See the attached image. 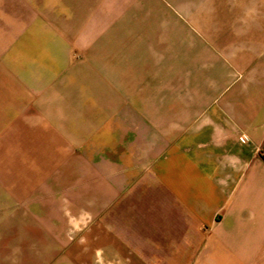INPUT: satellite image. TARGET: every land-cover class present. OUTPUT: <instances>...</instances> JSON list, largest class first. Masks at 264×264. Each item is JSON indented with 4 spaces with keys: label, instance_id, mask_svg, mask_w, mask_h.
<instances>
[{
    "label": "crops",
    "instance_id": "crops-1",
    "mask_svg": "<svg viewBox=\"0 0 264 264\" xmlns=\"http://www.w3.org/2000/svg\"><path fill=\"white\" fill-rule=\"evenodd\" d=\"M264 0H0V264H264Z\"/></svg>",
    "mask_w": 264,
    "mask_h": 264
},
{
    "label": "built area",
    "instance_id": "built-area-1",
    "mask_svg": "<svg viewBox=\"0 0 264 264\" xmlns=\"http://www.w3.org/2000/svg\"><path fill=\"white\" fill-rule=\"evenodd\" d=\"M258 153H259V155H260L261 157L264 158V148H259V149H258Z\"/></svg>",
    "mask_w": 264,
    "mask_h": 264
}]
</instances>
